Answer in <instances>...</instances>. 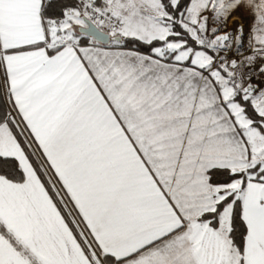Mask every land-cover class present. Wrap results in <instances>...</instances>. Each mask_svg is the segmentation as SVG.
Masks as SVG:
<instances>
[{
    "label": "snow or ice",
    "instance_id": "1",
    "mask_svg": "<svg viewBox=\"0 0 264 264\" xmlns=\"http://www.w3.org/2000/svg\"><path fill=\"white\" fill-rule=\"evenodd\" d=\"M0 264H264V0H0Z\"/></svg>",
    "mask_w": 264,
    "mask_h": 264
}]
</instances>
